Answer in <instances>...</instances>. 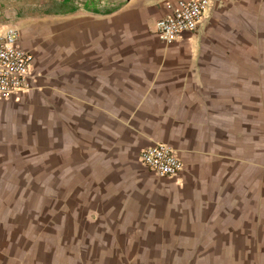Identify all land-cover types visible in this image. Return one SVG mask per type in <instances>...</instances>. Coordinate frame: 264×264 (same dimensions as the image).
I'll return each mask as SVG.
<instances>
[{"label": "crops", "instance_id": "crops-1", "mask_svg": "<svg viewBox=\"0 0 264 264\" xmlns=\"http://www.w3.org/2000/svg\"><path fill=\"white\" fill-rule=\"evenodd\" d=\"M214 1L197 32L172 44L155 33L166 13L162 8L149 23L150 34L138 42L143 50L126 51L118 36L97 33L64 55L59 44L47 55L39 35L21 32L19 18L26 14L20 2L0 7V34L18 31L22 48L34 54L37 76L33 90L0 104L50 96L53 106L74 112L68 117L103 148L124 133L136 164L154 178L121 190V202L133 204L135 213L148 210L146 217L171 220L151 224L140 240L133 227L83 229L76 243L85 245L76 258H24L16 264H175L158 250L181 252V264H264V218L256 217L264 181L208 177L214 170H232L235 159L249 166L250 117L264 115V84H251V75L264 76V32L252 30L246 19L219 18L233 5ZM155 143L176 151L183 162L178 177L156 178L140 163L139 152ZM139 251H149L148 258Z\"/></svg>", "mask_w": 264, "mask_h": 264}, {"label": "rangeland", "instance_id": "rangeland-1", "mask_svg": "<svg viewBox=\"0 0 264 264\" xmlns=\"http://www.w3.org/2000/svg\"><path fill=\"white\" fill-rule=\"evenodd\" d=\"M0 1L5 8L21 3L26 14L19 18L24 24L21 32L39 35L47 55L56 44L64 55L81 44L84 36L97 33L118 36L126 51L143 50L137 45L150 34L149 23L160 9L167 12L175 2L93 0L98 9L89 12L80 6L87 0H75L73 11L61 0ZM224 2L233 6L225 7L219 18L246 19L252 30L264 32V0H215L214 6ZM124 8L120 16L111 17ZM251 84L261 89L264 76L251 75ZM49 97H33L16 106L0 104V264H16L24 258L38 263L74 259L85 245L76 243L83 229L92 233L99 226L133 227L140 240L151 224L161 227L171 221L159 215L146 217L148 210L135 213L133 204L121 202V190L135 189V180L154 178L136 164L131 139L123 133L111 146L101 147L99 140L81 133L80 122L77 126L68 117L74 112L53 106ZM260 116L250 117L249 166L245 162L236 165L235 159L232 170H214L208 177L264 181V115ZM123 207L129 208L123 212ZM259 208L256 217L262 219L264 204ZM69 240L74 241L73 247L66 245ZM148 252L138 253L148 258ZM156 254L181 264L179 251L158 250Z\"/></svg>", "mask_w": 264, "mask_h": 264}, {"label": "built area", "instance_id": "built-area-1", "mask_svg": "<svg viewBox=\"0 0 264 264\" xmlns=\"http://www.w3.org/2000/svg\"><path fill=\"white\" fill-rule=\"evenodd\" d=\"M212 0H177L155 23V33L165 44L197 32ZM37 84L34 54L22 48L16 29L0 34V101L28 93ZM140 163L156 178L178 177L183 162L167 144L155 143L139 152Z\"/></svg>", "mask_w": 264, "mask_h": 264}, {"label": "trees", "instance_id": "trees-1", "mask_svg": "<svg viewBox=\"0 0 264 264\" xmlns=\"http://www.w3.org/2000/svg\"><path fill=\"white\" fill-rule=\"evenodd\" d=\"M64 4L67 6H70L69 11H73L76 9V7H72L75 2V0H61ZM80 6H83V9L89 12H96L98 9V3L93 2V0H87L84 4H80ZM68 9V8H67Z\"/></svg>", "mask_w": 264, "mask_h": 264}, {"label": "bare ground", "instance_id": "bare-ground-1", "mask_svg": "<svg viewBox=\"0 0 264 264\" xmlns=\"http://www.w3.org/2000/svg\"><path fill=\"white\" fill-rule=\"evenodd\" d=\"M133 2V1H132ZM132 4V3H131ZM124 10H125V8L124 9H122V10H120V11H116L117 13H115L114 15H112L111 17L112 18H114V17H118V16H120V14H122L123 12H124Z\"/></svg>", "mask_w": 264, "mask_h": 264}]
</instances>
